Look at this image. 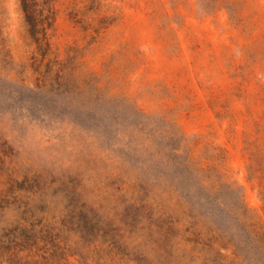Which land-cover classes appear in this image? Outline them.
Wrapping results in <instances>:
<instances>
[{"label": "rangeland", "instance_id": "1", "mask_svg": "<svg viewBox=\"0 0 264 264\" xmlns=\"http://www.w3.org/2000/svg\"><path fill=\"white\" fill-rule=\"evenodd\" d=\"M54 8L52 49L59 59L76 56L81 80L125 100L148 128L183 135L185 152L200 167H214L233 188L242 187L248 214L264 232V0H54ZM38 58L19 0H0V74L31 86ZM26 106L0 94V192L13 180L63 178L65 188L78 187L92 213L108 202L111 226L99 264H180L155 248L146 229L143 235V222L130 227V185L143 176L137 142L126 147L113 129L104 136L101 119L67 113L52 122L48 114L60 115L59 106L43 103L45 113ZM45 199L58 219L63 207L54 211L48 192ZM13 214L0 210V220ZM207 226L240 246V262L256 264L255 247L241 251L243 230L231 229L220 210ZM67 240L77 246L76 236ZM216 249L221 256L212 262H198L191 251L185 262L231 264L230 252Z\"/></svg>", "mask_w": 264, "mask_h": 264}, {"label": "trees", "instance_id": "2", "mask_svg": "<svg viewBox=\"0 0 264 264\" xmlns=\"http://www.w3.org/2000/svg\"><path fill=\"white\" fill-rule=\"evenodd\" d=\"M19 9L39 56L34 60L35 83L28 86L0 74V94L8 101L27 105L23 110L28 112L36 109L45 113L43 103L59 106L60 115L48 114L52 122L63 121L67 113L84 115L93 121L101 119L104 128L100 132L104 136L108 129H113L118 136H124L126 147L132 141L137 142L138 153H134V158L136 162L138 159L144 162L143 176L139 179L136 175L130 185L133 205L128 207L129 223L135 227L143 222V235L146 229V236L148 231L155 248L165 257L178 256L174 260L186 264L191 252H196L194 258L198 262H212L220 255L216 249L220 246L221 250L230 252L231 264H243L244 259L239 261L240 246H234L219 230L207 226L216 208L227 216L231 229L243 230V240L239 241L241 251L255 247L256 264H264V232L248 214L242 187L233 188V183L224 181L214 167H200L185 152L186 139L177 130L148 128V124L140 121L138 110L125 100L106 94L99 82L81 80L78 72L82 64L76 56L66 61L59 59L52 49L54 0H19ZM72 123L76 127L79 122ZM66 184L63 178L38 175L32 182L27 178L13 180L0 192V210L14 213L12 219L7 216L0 220V264H71L70 257L80 258L79 264L100 263L105 235L111 226L108 202L103 200L92 213L89 201L79 193L78 187L70 184L71 188H65ZM20 191L43 196L25 198L18 194ZM47 192L55 199L54 211L55 207H63L58 219L49 209L52 202L50 205L46 202ZM64 192L69 193L65 195L67 202ZM201 209L207 211L205 219ZM209 209H213L212 213ZM72 235L78 239L75 248L67 240ZM197 253L206 257L199 258Z\"/></svg>", "mask_w": 264, "mask_h": 264}]
</instances>
